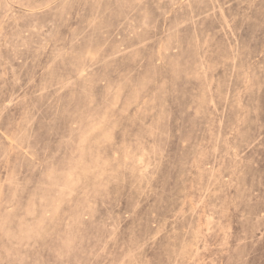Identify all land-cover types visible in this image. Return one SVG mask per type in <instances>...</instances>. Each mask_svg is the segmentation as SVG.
<instances>
[{
    "label": "rangeland",
    "instance_id": "rangeland-1",
    "mask_svg": "<svg viewBox=\"0 0 264 264\" xmlns=\"http://www.w3.org/2000/svg\"><path fill=\"white\" fill-rule=\"evenodd\" d=\"M0 264H264V0H0Z\"/></svg>",
    "mask_w": 264,
    "mask_h": 264
}]
</instances>
